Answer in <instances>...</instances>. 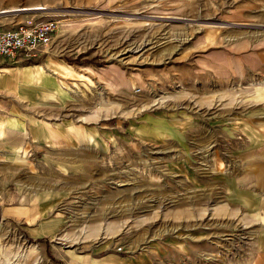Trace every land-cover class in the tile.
Here are the masks:
<instances>
[{
	"label": "rangeland",
	"instance_id": "rangeland-1",
	"mask_svg": "<svg viewBox=\"0 0 264 264\" xmlns=\"http://www.w3.org/2000/svg\"><path fill=\"white\" fill-rule=\"evenodd\" d=\"M35 5L0 28L59 21L14 65H58L63 140L0 157V264H264V0H0Z\"/></svg>",
	"mask_w": 264,
	"mask_h": 264
},
{
	"label": "crops",
	"instance_id": "crops-1",
	"mask_svg": "<svg viewBox=\"0 0 264 264\" xmlns=\"http://www.w3.org/2000/svg\"><path fill=\"white\" fill-rule=\"evenodd\" d=\"M259 58L262 61L264 55ZM226 62L230 68L239 72V66L235 67L229 58ZM247 63L251 66L257 61L255 57H250ZM46 65L40 63L14 65L12 62L0 59V157L3 160L8 158L11 153L16 155L28 143L50 149L55 148L56 151L59 142L63 140L58 124H52V121L56 119L49 122H43L31 116L27 119V107H42L46 101L51 102L55 100L54 98L59 99L63 96L62 85L58 79V76H61V70L58 65L47 70ZM248 132L250 129H246V133ZM64 133L68 137L65 141L67 149L74 150L73 145L80 143L83 144L82 148L88 147L90 137L82 126L71 124L64 129ZM255 142H258L257 145L263 146L262 142L259 144V139ZM74 158L76 157L74 156ZM74 158V162L83 163V160ZM55 162L57 163V161ZM1 201L3 205H0V213L3 216L15 212L20 215L19 217H25V215H21L23 207L11 210L5 207V205L8 206V198L7 200L2 198ZM263 205L264 203L261 204V206ZM35 220L38 219L33 217L32 222Z\"/></svg>",
	"mask_w": 264,
	"mask_h": 264
},
{
	"label": "built area",
	"instance_id": "built-area-1",
	"mask_svg": "<svg viewBox=\"0 0 264 264\" xmlns=\"http://www.w3.org/2000/svg\"><path fill=\"white\" fill-rule=\"evenodd\" d=\"M58 25V20L47 19L0 28V59L18 63L39 58L50 47Z\"/></svg>",
	"mask_w": 264,
	"mask_h": 264
},
{
	"label": "bare ground",
	"instance_id": "bare-ground-1",
	"mask_svg": "<svg viewBox=\"0 0 264 264\" xmlns=\"http://www.w3.org/2000/svg\"><path fill=\"white\" fill-rule=\"evenodd\" d=\"M47 10L46 6H40V5H35V6H29V7H23V8H11L8 10H0V15L2 14H10V13H16V12H38V11H43ZM60 27V26H59ZM134 113V112H133Z\"/></svg>",
	"mask_w": 264,
	"mask_h": 264
}]
</instances>
